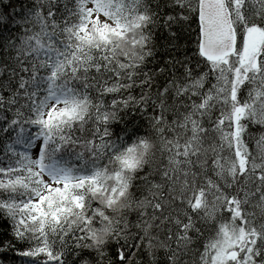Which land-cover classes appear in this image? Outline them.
Returning <instances> with one entry per match:
<instances>
[{
	"label": "snow or ice",
	"instance_id": "1",
	"mask_svg": "<svg viewBox=\"0 0 264 264\" xmlns=\"http://www.w3.org/2000/svg\"><path fill=\"white\" fill-rule=\"evenodd\" d=\"M0 264H264V0H0Z\"/></svg>",
	"mask_w": 264,
	"mask_h": 264
}]
</instances>
